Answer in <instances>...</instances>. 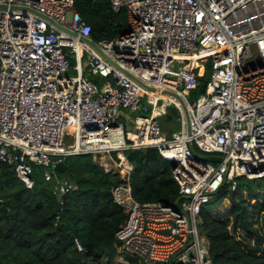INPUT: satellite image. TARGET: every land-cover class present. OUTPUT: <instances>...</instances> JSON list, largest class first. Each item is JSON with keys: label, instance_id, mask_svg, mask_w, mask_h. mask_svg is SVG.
I'll use <instances>...</instances> for the list:
<instances>
[{"label": "built area", "instance_id": "1", "mask_svg": "<svg viewBox=\"0 0 264 264\" xmlns=\"http://www.w3.org/2000/svg\"><path fill=\"white\" fill-rule=\"evenodd\" d=\"M110 4L125 11L128 32L96 42L74 0H0V161L27 187L33 165L43 167L63 196L76 187L57 176V164L70 155L105 157L101 167L120 176L112 194L126 215L113 263L129 264L127 255L212 264L204 207L222 190L236 191L239 178L264 177V0ZM202 52L205 60H191ZM207 62L206 90L191 101ZM143 98L150 115H133L148 110ZM172 108L181 129L167 134L159 117ZM71 127L76 142L67 149ZM149 147L174 162L172 204L133 197L126 151Z\"/></svg>", "mask_w": 264, "mask_h": 264}, {"label": "trees", "instance_id": "2", "mask_svg": "<svg viewBox=\"0 0 264 264\" xmlns=\"http://www.w3.org/2000/svg\"><path fill=\"white\" fill-rule=\"evenodd\" d=\"M73 9L90 25L96 42L128 32L125 11L115 12L110 0H74ZM210 74L207 62L194 94L206 90ZM126 155L133 164L130 183L135 200L169 204L178 200L174 162L155 147L130 149ZM63 164L65 172L57 176H68L76 189L62 196L58 210L54 182L45 179L43 167L33 165L34 184L27 187L0 161V264H86L84 258L98 264L117 243L116 233L126 219L112 194L113 186L121 181L119 174L103 170L91 154L66 156ZM238 180L239 188L230 192L231 199L239 193L264 190V177ZM226 192L222 190L201 214L212 264H264V236L254 228L252 210L244 201L231 210L232 224L211 213L228 199ZM75 238L86 252L78 251ZM129 264H140L139 259L131 258Z\"/></svg>", "mask_w": 264, "mask_h": 264}, {"label": "rangeland", "instance_id": "3", "mask_svg": "<svg viewBox=\"0 0 264 264\" xmlns=\"http://www.w3.org/2000/svg\"><path fill=\"white\" fill-rule=\"evenodd\" d=\"M84 59H85V54H84ZM72 61L74 63L75 59L72 58ZM181 66H182L181 64H179V65L175 64L176 69L181 67ZM67 74L69 76H74L75 72L71 70ZM196 96H197V94H194L193 92H191L190 96H188V97L191 101H193V100H195ZM143 103L148 108V110L146 112H143V113L138 111L137 113H135L133 115H142V116H149L150 115L151 106H149L147 104L145 98H143ZM159 123H160L161 129L165 130L167 134L179 131L181 129L180 116L173 108L171 109L170 114L159 117ZM71 130L72 129L66 131V135L64 138V146L65 147H71L72 146V144L70 142V138H68V136H70V134H71ZM113 156H115V154H113ZM106 159L107 158H105V157H98L97 163L99 162L98 164L101 166L103 161H105ZM202 159L206 162H209V163L217 161V159L216 160L212 159L209 156H207V154H204ZM108 168H112V166H109ZM226 191H228V190H226ZM230 194L231 193L229 191L226 192L225 195L228 196V199H224L222 201V203L217 208L211 209V213L213 214V216H215L218 219H227L228 218L229 220H231V224H232L231 210L233 209V207L235 205H238L240 201H244V203L250 208V210H252V216H250V217H251V220L253 222L254 228L257 229L264 236V190L254 192V193H249V192L239 193V194L235 195L234 199H231V197L229 198ZM255 194L258 197H255ZM215 199H213V200H215ZM205 207L207 208L208 205H206ZM125 258L127 260H129V262H130V259L133 257L126 255ZM102 262L106 263L104 259L102 260Z\"/></svg>", "mask_w": 264, "mask_h": 264}, {"label": "water", "instance_id": "4", "mask_svg": "<svg viewBox=\"0 0 264 264\" xmlns=\"http://www.w3.org/2000/svg\"><path fill=\"white\" fill-rule=\"evenodd\" d=\"M91 45H93L94 47H96L98 50L99 48L96 46L95 42L92 41V40H87ZM175 166V165H174ZM103 170H105L103 167H102ZM56 170L58 172H61V173H64L65 172V166L63 163H59L56 165ZM67 182H70V179L68 176L65 177ZM57 201H58V205H57V209L58 210H61L62 208V195L61 194H57ZM116 252H117V248H116V245H113L112 248L107 252L106 256H107V264H111L114 262V257L116 255ZM84 262H86V264H95L94 262L92 261H87V259L84 258ZM141 264H146L143 260H141Z\"/></svg>", "mask_w": 264, "mask_h": 264}, {"label": "bare ground", "instance_id": "5", "mask_svg": "<svg viewBox=\"0 0 264 264\" xmlns=\"http://www.w3.org/2000/svg\"><path fill=\"white\" fill-rule=\"evenodd\" d=\"M208 55H209L208 52H202L200 54H195L192 56L191 60L196 61L199 58L205 60ZM70 129H72V130H71V134H70V136H68V138H70V142H71L72 146L66 147L67 149H73L75 147V142H76L75 128L71 127Z\"/></svg>", "mask_w": 264, "mask_h": 264}]
</instances>
